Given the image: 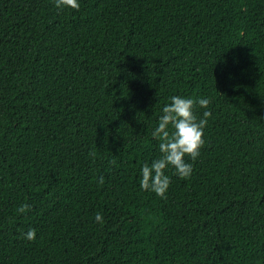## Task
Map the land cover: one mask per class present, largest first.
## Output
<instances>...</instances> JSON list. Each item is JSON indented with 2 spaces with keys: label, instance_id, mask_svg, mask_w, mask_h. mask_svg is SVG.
<instances>
[{
  "label": "trees",
  "instance_id": "1",
  "mask_svg": "<svg viewBox=\"0 0 264 264\" xmlns=\"http://www.w3.org/2000/svg\"><path fill=\"white\" fill-rule=\"evenodd\" d=\"M79 3L0 0V264H264V0ZM174 95L212 116L162 199Z\"/></svg>",
  "mask_w": 264,
  "mask_h": 264
},
{
  "label": "clouds",
  "instance_id": "2",
  "mask_svg": "<svg viewBox=\"0 0 264 264\" xmlns=\"http://www.w3.org/2000/svg\"><path fill=\"white\" fill-rule=\"evenodd\" d=\"M57 8H70L79 10V0H55ZM210 98H187L179 95L170 97V103L163 107L158 125L152 132L153 138L159 140L160 156L149 165L145 163L141 169L140 186L145 191H152L162 199H166V193L171 184L170 176L166 175L169 166L176 171L181 179L189 178L193 172V164L187 162L186 157L192 161L199 158L201 149L205 145L204 130L211 118V111H204L198 117L194 109L199 105L208 109ZM94 155V154H93ZM104 182L103 177L99 181ZM32 210L30 204L24 203L17 209L18 213H27ZM95 221L101 225L104 217L96 213ZM37 229L31 228L23 234L24 239L35 241Z\"/></svg>",
  "mask_w": 264,
  "mask_h": 264
}]
</instances>
